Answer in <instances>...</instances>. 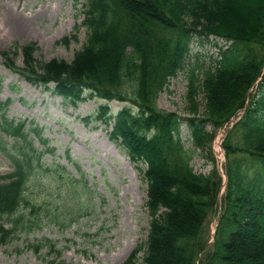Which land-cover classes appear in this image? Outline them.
<instances>
[{
  "label": "trees",
  "instance_id": "obj_1",
  "mask_svg": "<svg viewBox=\"0 0 264 264\" xmlns=\"http://www.w3.org/2000/svg\"><path fill=\"white\" fill-rule=\"evenodd\" d=\"M85 8L88 40L71 64L37 59L33 43L22 49L23 67L15 62L17 51L3 55L13 71L33 84L54 83L55 93L73 105L84 100L83 92L89 89L139 107L138 115H132L133 107L119 113L111 137L121 139L131 156L148 164L151 223L143 264H197L198 260L199 264H264V76L245 117L228 133V182L210 248L204 229L217 210L222 179L217 171L208 175L194 171L195 150L185 149L179 138L181 117L157 103L169 79L183 69L195 35L232 41L215 71L207 70L201 79L193 69L189 76L186 110L194 116L189 120L195 144L210 148L213 134L205 131L204 123L222 128L243 108L262 75L264 0H86ZM201 93L205 111L198 117ZM106 113L103 107L99 118ZM109 120L104 122L108 125ZM1 130L14 140L11 157L16 165L13 173L0 178L1 217L10 219L25 201L34 217L14 216L10 230L0 225L3 245L41 225L40 215L47 213L39 205L42 183L51 191L68 192L69 179H63L60 171L47 179L36 172L43 165L44 151L34 148L24 124L14 125L3 115ZM33 131L40 136L38 129ZM0 147L10 152L3 139ZM6 178L7 183L1 182ZM42 246L32 247L39 252ZM136 252L125 264H134Z\"/></svg>",
  "mask_w": 264,
  "mask_h": 264
},
{
  "label": "rangeland",
  "instance_id": "obj_2",
  "mask_svg": "<svg viewBox=\"0 0 264 264\" xmlns=\"http://www.w3.org/2000/svg\"><path fill=\"white\" fill-rule=\"evenodd\" d=\"M85 0H0V103L11 101L4 108L9 119L25 120L27 128L35 123L43 129V135L55 152H48L47 162L66 166L75 180L82 174L75 164L67 159V153L79 165L84 181L93 194L79 199L82 215L71 225L59 227L46 225L26 237L22 235L0 247V264H124L138 243L145 240L149 228V215L145 207L146 184L139 168L108 138V130L83 120L101 103L98 99L86 100L77 109L69 108L60 98L42 87L32 86L22 77L3 65L4 51H17L16 63L23 65L22 47L35 42L37 59L63 58L72 60L77 50L85 43V28L75 29L83 20ZM72 40L66 45L64 38ZM221 41L196 38L191 44L187 68L197 63L199 72L212 65ZM12 57V56H11ZM12 59V58H11ZM187 80L184 72L170 80L167 90L161 95L159 105L168 111L186 115ZM202 95V94H201ZM201 107L204 100L199 98ZM121 104L112 103L118 110ZM204 108H201V112ZM3 112V111H1ZM223 140L225 139V131ZM186 147H193L191 131L183 125ZM6 138V137H5ZM4 139V137H3ZM221 139L214 143L217 147ZM209 151L205 153L208 155ZM221 169V160L217 157ZM198 172L209 173L213 165L204 158L193 162ZM11 159L0 149V174L12 172ZM215 229L214 218L208 232ZM49 239L62 251L60 259L55 253L44 249L35 254L27 244ZM140 264V262H138Z\"/></svg>",
  "mask_w": 264,
  "mask_h": 264
}]
</instances>
